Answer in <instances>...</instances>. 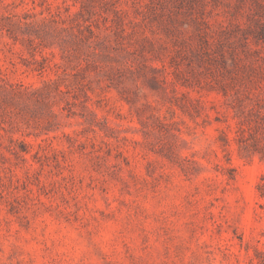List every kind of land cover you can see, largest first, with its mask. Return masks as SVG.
Returning <instances> with one entry per match:
<instances>
[{"label":"rangeland","instance_id":"374dc122","mask_svg":"<svg viewBox=\"0 0 264 264\" xmlns=\"http://www.w3.org/2000/svg\"><path fill=\"white\" fill-rule=\"evenodd\" d=\"M0 264H264V0H0Z\"/></svg>","mask_w":264,"mask_h":264}]
</instances>
